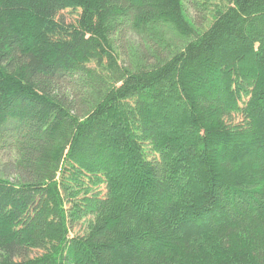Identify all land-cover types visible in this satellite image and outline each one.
I'll return each instance as SVG.
<instances>
[{"label": "trees", "instance_id": "obj_1", "mask_svg": "<svg viewBox=\"0 0 264 264\" xmlns=\"http://www.w3.org/2000/svg\"><path fill=\"white\" fill-rule=\"evenodd\" d=\"M261 108L264 0H0V264H264Z\"/></svg>", "mask_w": 264, "mask_h": 264}, {"label": "rangeland", "instance_id": "obj_2", "mask_svg": "<svg viewBox=\"0 0 264 264\" xmlns=\"http://www.w3.org/2000/svg\"><path fill=\"white\" fill-rule=\"evenodd\" d=\"M185 3L188 4L187 2ZM189 12H187V14H189ZM63 14L65 15V20L68 22L74 13L65 11ZM160 36L163 37V40L158 42V29L153 33L137 32L131 28L130 24L125 23L112 35V39L114 42V50L116 49L119 55L118 59L121 60L122 64L125 63L126 66L130 64V66L135 67H148L157 61L158 56L166 57L170 52L180 47L185 41V39L176 34L173 30L161 33ZM227 91H229V86L226 82L218 86V92H220V94L224 93L225 95ZM260 110L262 111L264 109L261 108ZM11 128L12 124L10 122L1 130L0 178H7L12 181L17 176V170L14 168V165L11 164L12 162L10 160L12 159L11 154L13 155L14 153H12L13 149L11 150V147H8L10 137H12L8 131ZM232 147L233 146L228 145L225 148L228 150L229 155L237 156L236 149L229 150ZM199 225L200 223L195 226H190L188 231L191 232L195 230Z\"/></svg>", "mask_w": 264, "mask_h": 264}]
</instances>
